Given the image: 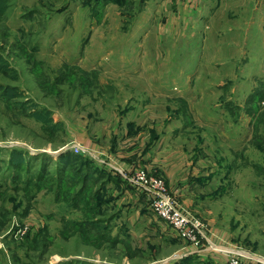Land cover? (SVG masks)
I'll return each instance as SVG.
<instances>
[{
  "label": "rangeland",
  "instance_id": "rangeland-1",
  "mask_svg": "<svg viewBox=\"0 0 264 264\" xmlns=\"http://www.w3.org/2000/svg\"><path fill=\"white\" fill-rule=\"evenodd\" d=\"M105 1L0 0V264H221L115 205L97 160L187 184L264 262V0H206L171 27L130 0L105 22ZM161 139L187 183L129 153Z\"/></svg>",
  "mask_w": 264,
  "mask_h": 264
},
{
  "label": "crops",
  "instance_id": "crops-1",
  "mask_svg": "<svg viewBox=\"0 0 264 264\" xmlns=\"http://www.w3.org/2000/svg\"><path fill=\"white\" fill-rule=\"evenodd\" d=\"M131 3H134L135 1L139 5H142L144 9H146V12H152L156 17L161 16L163 14L164 19L166 21V25L168 27L174 26V23L176 22H187L188 17L190 14H192L194 11L193 8H196L200 5H203V3L206 0H130ZM225 2H228L225 0ZM106 6V16L107 19H105V22L110 20L109 18L113 16L112 18H117V16L122 15V6L126 4L125 0H106L104 2ZM121 7V11H120ZM111 18V19H112ZM158 18V17H157ZM160 18V17H159ZM112 21V20H111ZM166 28V27H165ZM149 135V134H148ZM75 140H79L82 137L80 135H75L73 137ZM92 144V143H91ZM165 140L161 139L153 142L148 141L146 146L139 144H135L132 148H130L129 153H137V151L141 150L140 152H143V156L140 161H144L146 163V166L150 167H155V168H162V171L167 176L168 184L170 188H173L174 186L177 185V183H180V181H184L187 183L189 180V175L188 174H183L177 176V172L182 168L184 169V166L186 165V161L180 157V154L176 150H172L171 147L165 145ZM115 147V145H112ZM134 148V149H133ZM161 152V153H160ZM142 153H137L136 155L141 156ZM135 155V156H136ZM134 156V157H135ZM129 158L130 156H125V158ZM133 157V156H132ZM142 161V162H143ZM95 163L98 165V167L105 169L109 171L111 169L110 167L106 166L104 162H101L97 160ZM133 162L130 163H123L122 168L125 171L130 172V167L132 166ZM163 167H162V166ZM157 166V167H156ZM149 168V167H148ZM181 170V171H182ZM114 171V170H113ZM110 172V171H109ZM115 175L118 174L120 175V178L115 176V175H110V173L107 175L101 176V182L102 185L105 186H110L109 188L112 190V197L113 200H115V205L118 204V207L121 208L123 206V203H125L127 206H125L127 209H131V211L139 216L141 220L146 225H151V231L153 233H157L160 236L165 237L167 239L166 243L170 242H175L176 239L179 238V232L175 230L172 226L170 225H165L162 220L158 221L160 218L155 216V209L154 207L149 205L150 200L148 199L147 195L143 193L141 190L135 188L132 184H130L129 180L126 179L121 173L114 171ZM195 174H192V179L194 180L195 178L193 177ZM177 182V183H176ZM187 186V184H186ZM182 187L179 192V198L180 200L186 204L187 206L190 207V205L193 204L192 199L193 197L190 196L191 191H189V186L187 188ZM102 189V188H101ZM138 194V195H137ZM150 201V202H149ZM147 202V203H146ZM135 204V205H134ZM218 231V230H217ZM216 229L213 232L217 235V241L226 243L229 245H234L232 241L227 237V235L224 233L223 230H220L217 232ZM226 235V236H225ZM219 237V239H218ZM164 240V239H163ZM194 250V249H192ZM191 247L189 249L191 254H195L196 256L204 259L206 256H210L211 258L214 259V261L218 263H224L227 258L225 257L224 254H219L217 253L216 255L211 253V251H201V252H192ZM189 251H186L188 253ZM185 252V251H184ZM185 253V254H186ZM224 256V257H223ZM259 261V260H258ZM261 263L264 264V262Z\"/></svg>",
  "mask_w": 264,
  "mask_h": 264
},
{
  "label": "built area",
  "instance_id": "built-area-1",
  "mask_svg": "<svg viewBox=\"0 0 264 264\" xmlns=\"http://www.w3.org/2000/svg\"><path fill=\"white\" fill-rule=\"evenodd\" d=\"M73 147L76 152H83L79 144H73ZM102 162L112 170L121 173L130 184L145 193L157 215L175 228L194 251L224 254L228 264H262L248 255L246 251L237 249V246L218 242L217 235L205 221L197 217L189 206L168 190L163 176L154 175L146 168H136L128 172L111 163Z\"/></svg>",
  "mask_w": 264,
  "mask_h": 264
},
{
  "label": "trees",
  "instance_id": "trees-1",
  "mask_svg": "<svg viewBox=\"0 0 264 264\" xmlns=\"http://www.w3.org/2000/svg\"><path fill=\"white\" fill-rule=\"evenodd\" d=\"M77 157L76 158H80L79 160H82V157H84V156H80V155H76ZM72 157V156H71ZM85 158V157H84ZM96 171H98L99 172V174L101 175V176H103V175H105V173L107 174H109L110 172L109 171H107V170H105V169H102V168H98L97 167V169H96ZM103 174V175H102ZM107 174V175H108ZM110 175H111V173H110ZM115 176H117V177H119L120 178V175H118V174H116Z\"/></svg>",
  "mask_w": 264,
  "mask_h": 264
}]
</instances>
